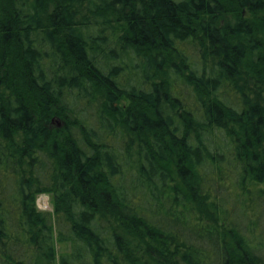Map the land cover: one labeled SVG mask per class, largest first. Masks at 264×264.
<instances>
[{
  "label": "trees",
  "instance_id": "obj_1",
  "mask_svg": "<svg viewBox=\"0 0 264 264\" xmlns=\"http://www.w3.org/2000/svg\"><path fill=\"white\" fill-rule=\"evenodd\" d=\"M0 264H264V0H0Z\"/></svg>",
  "mask_w": 264,
  "mask_h": 264
},
{
  "label": "rangeland",
  "instance_id": "obj_2",
  "mask_svg": "<svg viewBox=\"0 0 264 264\" xmlns=\"http://www.w3.org/2000/svg\"><path fill=\"white\" fill-rule=\"evenodd\" d=\"M39 200H45L47 201V204H48V209H45V211H51L52 210V207H51V199H50V196L49 195H46V194H40L38 195L37 197V206L40 210H44L41 208V205L42 203L39 201ZM55 248H56V251H57V254H61V253H66L68 251H70V245L69 243H56L55 244Z\"/></svg>",
  "mask_w": 264,
  "mask_h": 264
},
{
  "label": "built area",
  "instance_id": "obj_3",
  "mask_svg": "<svg viewBox=\"0 0 264 264\" xmlns=\"http://www.w3.org/2000/svg\"><path fill=\"white\" fill-rule=\"evenodd\" d=\"M41 203H42V205H41V208L42 209H48V204H47V201H45V200H39Z\"/></svg>",
  "mask_w": 264,
  "mask_h": 264
}]
</instances>
